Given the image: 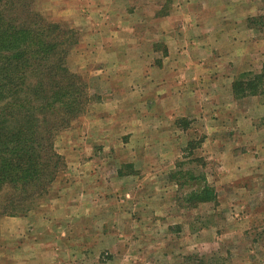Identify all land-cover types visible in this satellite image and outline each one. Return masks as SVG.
<instances>
[{
  "label": "rangeland",
  "instance_id": "obj_1",
  "mask_svg": "<svg viewBox=\"0 0 264 264\" xmlns=\"http://www.w3.org/2000/svg\"><path fill=\"white\" fill-rule=\"evenodd\" d=\"M7 4L1 28L40 32L79 114L39 160L43 195L0 216V264H264V84L233 86L264 77L261 0Z\"/></svg>",
  "mask_w": 264,
  "mask_h": 264
},
{
  "label": "trees",
  "instance_id": "obj_2",
  "mask_svg": "<svg viewBox=\"0 0 264 264\" xmlns=\"http://www.w3.org/2000/svg\"><path fill=\"white\" fill-rule=\"evenodd\" d=\"M261 2L263 13L252 21L264 30V0ZM7 3L8 0H0L3 8L9 6ZM15 24L3 23V28L0 24V191L4 187L13 190V196H8L3 204L0 202V216H16L35 196L43 195L46 177L51 175H47L48 163L41 165L39 160L59 159L53 150V134L67 127L79 114L77 100L70 101L72 85L61 86L62 77L59 82H45L46 74L48 81L51 75L47 71L43 75V61H36L37 54L32 52L33 39L40 36V32L32 29L33 26ZM45 44L40 39L37 47L42 50L41 54L47 55L53 48ZM54 71L56 76L69 77L61 64ZM27 72L37 77V81L30 84L24 77ZM41 76L45 83L39 80ZM263 79L258 75L248 83H234L237 87L234 91L240 97L253 96L261 82L260 86L264 84ZM40 89L45 91L40 92ZM59 105L63 106V113L54 119V113L49 114ZM73 112L76 113L72 115ZM44 144L50 155L41 157L34 147L42 148Z\"/></svg>",
  "mask_w": 264,
  "mask_h": 264
},
{
  "label": "crops",
  "instance_id": "obj_3",
  "mask_svg": "<svg viewBox=\"0 0 264 264\" xmlns=\"http://www.w3.org/2000/svg\"><path fill=\"white\" fill-rule=\"evenodd\" d=\"M200 44L205 45V46L207 47V43H204V42H203V43H200Z\"/></svg>",
  "mask_w": 264,
  "mask_h": 264
}]
</instances>
